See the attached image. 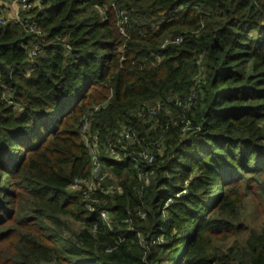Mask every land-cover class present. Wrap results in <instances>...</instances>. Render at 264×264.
<instances>
[{
  "label": "trees",
  "instance_id": "obj_1",
  "mask_svg": "<svg viewBox=\"0 0 264 264\" xmlns=\"http://www.w3.org/2000/svg\"><path fill=\"white\" fill-rule=\"evenodd\" d=\"M30 2L0 24V264H264V0Z\"/></svg>",
  "mask_w": 264,
  "mask_h": 264
},
{
  "label": "built area",
  "instance_id": "obj_2",
  "mask_svg": "<svg viewBox=\"0 0 264 264\" xmlns=\"http://www.w3.org/2000/svg\"><path fill=\"white\" fill-rule=\"evenodd\" d=\"M12 1L18 2V7L15 6L17 9L16 16L19 15V12H29L32 8V2H30L29 0H12ZM19 18L20 17L18 16L17 21H19ZM0 24L4 25L6 23L0 20ZM29 30L32 31L35 30V28L30 27ZM34 54L35 51L32 52V55ZM176 103L179 106L182 105L181 101L176 100ZM161 109H163L162 103L156 102L154 105L148 106L146 108H142L137 113V117L139 121L146 124L151 122ZM85 130H86V125H84L81 129V136L91 155V161H92V169L90 173L91 176L87 179L75 181L74 184L70 187V190L79 189L82 186H84L86 187L85 190L86 192L94 189L95 179L101 181L104 178V174H102V176L100 175L101 166L98 160L99 157L98 145L95 141L93 143L89 142L87 135H84ZM93 139L96 140L97 135H94ZM137 140H138V134L134 127L122 126L120 129L114 132L112 143L109 142V144L105 148V153L108 154L109 157L112 158L114 161L119 162L124 158V156L121 155L120 153L126 151L127 146L134 145L137 142ZM140 156L144 160H147L148 162H151L152 160V156L146 151L141 152ZM183 193H185V191H183ZM100 216L104 222H107V215L105 212H101Z\"/></svg>",
  "mask_w": 264,
  "mask_h": 264
},
{
  "label": "rangeland",
  "instance_id": "obj_3",
  "mask_svg": "<svg viewBox=\"0 0 264 264\" xmlns=\"http://www.w3.org/2000/svg\"><path fill=\"white\" fill-rule=\"evenodd\" d=\"M30 1V0H29ZM18 2L12 1V0H0V20L7 23H11L14 21H17L18 16H16ZM175 98V97H174ZM173 98V99H174ZM187 101L186 103H190L188 99H195V93L192 92L188 97H186ZM180 101L179 99H174V101ZM182 102V101H181ZM186 105V104H185ZM190 105L184 106V108H189ZM165 113L169 114V112L166 110ZM174 116L173 113L171 115H168V117ZM84 126V125H83ZM146 131V129H145ZM161 136L156 138V140L152 141L150 143L151 146H154L156 150H159L160 148V140ZM149 148V147H148ZM152 151V150H151ZM104 172V178L107 177V171ZM243 220L244 223L247 225L248 229H254L255 231H260L264 227V201L259 202V200L255 197H248L245 200V208L243 211ZM248 232H245L241 234L238 238L239 240H244ZM159 241L162 243L163 238L160 236ZM233 241V239H229L226 241L225 244H230Z\"/></svg>",
  "mask_w": 264,
  "mask_h": 264
}]
</instances>
